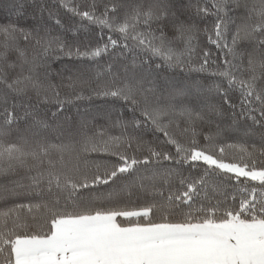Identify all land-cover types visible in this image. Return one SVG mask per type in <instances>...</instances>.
Instances as JSON below:
<instances>
[{
	"label": "snow or ice",
	"instance_id": "1",
	"mask_svg": "<svg viewBox=\"0 0 264 264\" xmlns=\"http://www.w3.org/2000/svg\"><path fill=\"white\" fill-rule=\"evenodd\" d=\"M3 6L0 264H264V0Z\"/></svg>",
	"mask_w": 264,
	"mask_h": 264
},
{
	"label": "trees",
	"instance_id": "2",
	"mask_svg": "<svg viewBox=\"0 0 264 264\" xmlns=\"http://www.w3.org/2000/svg\"><path fill=\"white\" fill-rule=\"evenodd\" d=\"M7 3V0H0V22H3V18L7 15H9L8 12L4 9V4ZM94 38H98V30L97 32L93 33ZM107 38V34L105 33V39ZM57 66L66 67L69 70L75 69L76 67H79V64L77 62V58L73 56L72 58L63 57L60 61L56 62ZM94 105L96 107H105L103 104V101L101 99H94L93 101ZM243 143L238 137H228L225 138L223 141H221L217 146V155H221L225 162H236V159L239 158L240 153V145ZM219 147L224 148V152L221 154L219 153ZM202 164L203 162H199ZM257 163H260V160L257 159ZM197 171H202V169H196ZM228 176H231L233 174H227ZM244 178H241L243 180ZM256 183L258 186V182H252ZM237 185L236 181H226V194L231 197L232 193L236 191ZM209 195H213V193H209ZM223 198V197H221Z\"/></svg>",
	"mask_w": 264,
	"mask_h": 264
}]
</instances>
